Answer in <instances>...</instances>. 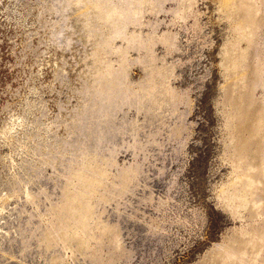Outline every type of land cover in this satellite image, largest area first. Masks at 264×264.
<instances>
[{"label": "rangeland", "instance_id": "rangeland-1", "mask_svg": "<svg viewBox=\"0 0 264 264\" xmlns=\"http://www.w3.org/2000/svg\"><path fill=\"white\" fill-rule=\"evenodd\" d=\"M238 3L0 0V264H213L248 239L264 0L259 24Z\"/></svg>", "mask_w": 264, "mask_h": 264}, {"label": "bare ground", "instance_id": "bare-ground-1", "mask_svg": "<svg viewBox=\"0 0 264 264\" xmlns=\"http://www.w3.org/2000/svg\"><path fill=\"white\" fill-rule=\"evenodd\" d=\"M253 2L254 0H239L238 5L243 12L247 10L253 15L255 12ZM260 21L255 14L252 16L254 24H259ZM256 105H261V107ZM237 136V147L244 152L245 160L253 159L255 161V163L252 161L254 164H251L250 167L253 176H251L247 187L252 198L253 196L255 197L252 204L251 217H262V220L260 225L254 227L251 233L248 234V239H242L238 243L237 248L224 242L225 246L219 249L220 257H224V259H217L213 264H260L259 257L263 259L261 264H264V203L256 198L264 190V179L260 169L261 155L262 153L264 154V106L252 94L247 96L244 107L239 114ZM236 208L234 209L233 206V217ZM234 231V235L239 233L243 238L247 232L243 224L240 229H235Z\"/></svg>", "mask_w": 264, "mask_h": 264}]
</instances>
